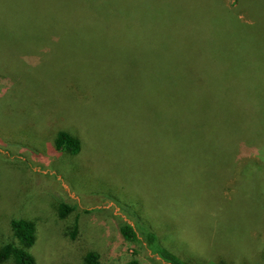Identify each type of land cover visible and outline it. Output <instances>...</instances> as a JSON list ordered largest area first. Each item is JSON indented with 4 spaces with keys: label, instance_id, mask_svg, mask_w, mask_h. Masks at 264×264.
<instances>
[{
    "label": "rangeland",
    "instance_id": "rangeland-1",
    "mask_svg": "<svg viewBox=\"0 0 264 264\" xmlns=\"http://www.w3.org/2000/svg\"><path fill=\"white\" fill-rule=\"evenodd\" d=\"M190 82L201 89L188 104L214 100L204 115L240 131L227 159L217 133L161 90ZM252 129L264 132V0H0V247L20 246L11 222L25 219L35 264H82L89 251L99 264H169L142 228L192 264H264V176L253 170L264 150ZM60 130L79 152L56 149ZM166 147L204 169L186 170L203 189L188 202H202L181 201L176 215L140 177Z\"/></svg>",
    "mask_w": 264,
    "mask_h": 264
},
{
    "label": "trees",
    "instance_id": "trees-1",
    "mask_svg": "<svg viewBox=\"0 0 264 264\" xmlns=\"http://www.w3.org/2000/svg\"><path fill=\"white\" fill-rule=\"evenodd\" d=\"M166 83V82H164ZM191 84V85H190ZM188 90H181V93L178 91L177 88H162L161 90L164 91L163 93H166L169 96V99H171L170 106H172L173 109H175V104L179 106V108H182L179 110V108H176L175 111L179 112L180 115L184 114V116L188 118H192L194 122L200 123V126L203 127L202 129L205 130V133H208V135L212 138V135L214 133H217V138H219L220 144H221V154L224 155V157L227 159L230 156V149L232 147L228 144V146H225L226 143H231V138L234 137V132L237 131L235 129H230L228 126L230 119L225 118L223 115H217L216 114H207L204 115L203 113L204 109L212 108L211 103L214 100L210 101H203L201 103V110H199L196 106L188 104V99L190 96L192 98L195 96V94L200 91V85L197 83L190 82ZM159 86V83L156 84ZM202 87V85H201ZM209 87L207 86V89ZM181 94V97H180ZM247 94H240L239 97H242ZM179 96V97H178ZM244 103V102H241ZM174 104V105H173ZM240 110L245 111V105L240 104ZM246 112H249V110H246ZM175 117H178V114H174ZM257 117V116H256ZM243 119V116H242ZM186 122H188L186 120ZM219 123V124H217ZM217 124V125H216ZM181 127V130L184 131V127ZM189 130V129H188ZM159 131V130H158ZM240 132V131H237ZM227 133H230L229 135ZM232 133V134H231ZM234 134V135H233ZM232 136V137H231ZM246 136L250 138L253 142H255V146L257 150H260V154L263 153V147L260 146L259 140H264V132H258L255 129H252L248 133H246ZM55 147L57 150L60 151H67L70 153H77L81 149V145L79 144V140L71 135L68 131L60 130L58 131L56 137H55ZM182 154V153H181ZM184 155V154H183ZM177 151L176 149L170 150L168 147H166V150H160L158 154V160L155 163L154 166V175L152 177H149L145 172H142L140 174L141 181L144 183H150V181L154 180V184H148L150 186L154 185L155 190L160 191L165 195V197L168 199V202H166L164 199L165 197H157L155 205L161 208L163 211L167 213H172L173 215L177 214L176 206L181 204V201L183 203H186V207H188L191 203H199L202 201H192L188 202L189 199H192L194 196L196 197H202L203 189L200 188V192L195 191V188L197 186L191 185L190 180L186 179L188 176L186 170L192 169V171H200L203 172L201 168H197L198 166L194 163H190L188 160L185 159V155L181 156L180 158H177ZM249 163V161H248ZM200 164V163H198ZM253 170L259 171L261 175L264 176V165L263 163L253 160ZM196 166V167H195ZM250 169V168H248ZM225 171V170H224ZM231 170H226V172H230ZM195 176V175H194ZM190 177V176H189ZM152 179V180H151ZM205 185L208 187V184L210 185V182L204 181ZM198 185V182L195 183ZM209 188V187H208ZM190 190V191H189ZM199 194V195H198ZM247 194L249 195L248 187H247ZM191 196L190 198L187 196ZM207 203H213L215 201H206ZM71 210L70 207H68L65 203L60 204L59 209V215L60 217H65L69 211ZM183 216V215H182ZM118 224V230L119 233L123 238L130 241L137 240V231L134 226L130 225L129 223L123 222V223H117ZM11 227L14 233V236L18 239V242L20 246L13 245L10 243H7L0 247V262H4L7 260H10V257H12L14 264H35V258L34 256L28 251V248L34 243L35 241V226L33 225V222L25 220V219H17L13 220L11 222ZM142 228L141 231H143L144 239L150 246L153 252L157 253L158 256L165 262L169 264H192L190 262H186L182 259H180L178 256H176L173 252L169 251L167 248L163 247L159 241L157 235L154 233V231L145 230ZM264 235V233H262ZM82 264H99V254L96 251H89L85 254L83 258ZM126 264H141L138 259L134 258L131 259Z\"/></svg>",
    "mask_w": 264,
    "mask_h": 264
}]
</instances>
